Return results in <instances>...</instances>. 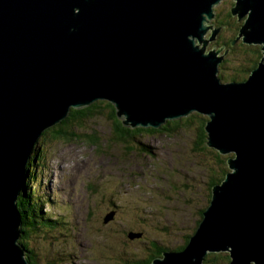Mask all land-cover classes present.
I'll return each instance as SVG.
<instances>
[{"label": "water", "instance_id": "95a60500", "mask_svg": "<svg viewBox=\"0 0 264 264\" xmlns=\"http://www.w3.org/2000/svg\"><path fill=\"white\" fill-rule=\"evenodd\" d=\"M218 2L0 0V264H30L18 202L38 141L100 100L132 128L205 115L208 146L234 155L189 244L150 264H205L220 253L264 264V0H231L245 22L232 46L262 51L243 82L219 77L224 45L218 57L207 53L211 38L199 46Z\"/></svg>", "mask_w": 264, "mask_h": 264}, {"label": "rangeland", "instance_id": "374dc122", "mask_svg": "<svg viewBox=\"0 0 264 264\" xmlns=\"http://www.w3.org/2000/svg\"><path fill=\"white\" fill-rule=\"evenodd\" d=\"M233 5L231 0L212 5L214 17L207 23L212 28L205 39L223 28L208 43L207 53L220 51L225 46L221 40L239 38L240 30H235L244 20L238 14L232 16L233 22L219 18L231 13ZM225 49L229 50L225 59L241 60V56H229L232 50L227 46ZM108 112L101 106L82 127L67 130L80 137L51 140L47 135L37 145L41 156L34 162L36 178L28 183L35 192L30 196L36 202L37 222L43 221L42 211L56 217L59 225L48 230V224L41 223L45 227L40 228V235L28 240L36 264L146 260L155 253L156 244L167 249L185 245L208 205V189L219 167L215 156L199 150L197 123L120 142L114 139ZM131 231L143 235L130 240Z\"/></svg>", "mask_w": 264, "mask_h": 264}, {"label": "trees", "instance_id": "16d2710c", "mask_svg": "<svg viewBox=\"0 0 264 264\" xmlns=\"http://www.w3.org/2000/svg\"><path fill=\"white\" fill-rule=\"evenodd\" d=\"M219 18L223 21L229 20L233 22L232 13H229V12L225 16L219 17ZM222 25H226V24H222ZM239 30H240V27L236 28L235 31L239 32ZM231 39L233 40L235 38H231ZM231 39L230 40L227 39L225 41L221 40V42L225 46H227L229 49L232 50V53L229 56L238 55V56H241V60L237 58L235 59V61H233L229 58H226L223 64L220 66V68L223 70L221 71L223 72V74H219V77L222 79L223 82H243L248 79L251 72L258 66L261 60V57H262L261 46H258V45L249 46V45H245L243 42H240V43L238 42L235 46H232ZM101 106H103L105 109L109 111L108 112L109 119L113 123L112 125L113 134L115 136L114 139L120 142H126L128 139L135 140L137 139L135 137L136 135L144 137L143 134L147 135L148 133H151L152 135L158 132L164 133L163 131H165L166 133H169L170 131H172L171 128L174 129L176 126H179L181 124L182 125L189 124V123H192V121L197 123L196 124L197 131H199V133H197L199 135L197 146L199 147V150H201L205 155L215 156L214 160L217 164V167H219V172L215 173L212 176L211 185H210L209 192H208L209 199H208L207 207L209 206L211 199H212V188L216 185L221 184L225 180L226 175L229 172V166L227 164V160L234 155L233 154L232 155H222L216 149H213L208 146L207 144L208 134L205 129L208 119L205 118L206 116L203 117V115L201 114L195 113L194 115H190V117L189 116L183 117L181 118V120L178 119V120L168 121L161 128H154V127L132 128V127H127L123 124V120H121L117 115V109L114 106V104L106 100H100L82 109L73 108L65 120H63L60 124L47 129L43 133L41 137L42 140L47 139L46 138L47 135H50L51 140H59V139L71 140L72 138L80 137L79 134L75 132H70L67 130H70L74 126L82 127L81 125H83V123H85L89 119H92L95 116V114L97 113V111H99ZM37 145L35 148L31 166L29 167V172H28L29 174H28V178L26 182V187L18 202L19 210L21 212L22 221H23V226H22L23 237L20 243L24 246V248L26 249L28 253L27 257L29 259L30 264H36V259H35V255L32 249H30V246L28 245V240L33 236L37 237L40 235V232H41L40 228L45 227L44 225H40L41 223L45 222L46 224H48L49 226L48 230H51L59 225L58 219L56 217L50 214L49 215L44 214L42 211H39V212L41 215L40 219L43 221H40V224L37 222V211H35L36 202H33V200L31 199L32 195L30 196V194H34L35 192L31 191L30 188L28 187V183L31 184V182H34L36 178L35 171L33 169L37 165L36 164L34 165V162H36L38 158L41 156ZM39 163H40V160H39ZM28 190L30 192H27ZM112 208L116 210V207L114 205H112ZM206 208L202 209V211L199 214L201 216V220L203 219V213L206 210ZM201 220L198 222L197 227L199 223L201 222ZM195 231L193 232V234L195 233ZM131 232H128V235ZM133 233H136V232H133ZM192 235H189L187 237L185 245H182L177 249H167V248L164 250L159 249L149 259L136 260L134 263H130V264H150L152 259L156 257H161V255L163 254L162 252H166L169 250L181 251L189 244L190 238L192 237ZM230 262H231V257L228 253L209 254L205 258V264H230Z\"/></svg>", "mask_w": 264, "mask_h": 264}, {"label": "bare ground", "instance_id": "6f19581e", "mask_svg": "<svg viewBox=\"0 0 264 264\" xmlns=\"http://www.w3.org/2000/svg\"><path fill=\"white\" fill-rule=\"evenodd\" d=\"M206 16L211 19L210 15L207 14ZM217 35H218V33L215 31L214 35L211 37V40H215L217 38ZM206 42H207V40L203 38L201 44H203V46H204V44H206ZM258 46H261V45L258 44ZM213 52L216 54L217 57L219 56L220 51L217 52L216 49H214Z\"/></svg>", "mask_w": 264, "mask_h": 264}, {"label": "flooded vegetation", "instance_id": "af4514ba", "mask_svg": "<svg viewBox=\"0 0 264 264\" xmlns=\"http://www.w3.org/2000/svg\"><path fill=\"white\" fill-rule=\"evenodd\" d=\"M218 39H219V38H218ZM155 244H156V243H155ZM153 246H154V245H153ZM155 246H156V251H155V252H157L159 249H160V250H162V249H163V250L166 249L165 247H163V248L159 247L157 244H156ZM153 255H154V253H153ZM153 255H152V256H153ZM156 258H158V257H156ZM156 258H154V259H156ZM147 259H149V258H147ZM154 259H152L151 262H152ZM133 263H134V262H133Z\"/></svg>", "mask_w": 264, "mask_h": 264}]
</instances>
